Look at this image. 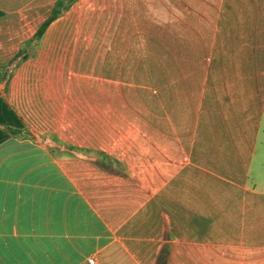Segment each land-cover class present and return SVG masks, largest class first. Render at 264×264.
Listing matches in <instances>:
<instances>
[{
  "label": "crops",
  "instance_id": "1",
  "mask_svg": "<svg viewBox=\"0 0 264 264\" xmlns=\"http://www.w3.org/2000/svg\"><path fill=\"white\" fill-rule=\"evenodd\" d=\"M263 129L264 0H75L0 93V264H264Z\"/></svg>",
  "mask_w": 264,
  "mask_h": 264
},
{
  "label": "trees",
  "instance_id": "2",
  "mask_svg": "<svg viewBox=\"0 0 264 264\" xmlns=\"http://www.w3.org/2000/svg\"><path fill=\"white\" fill-rule=\"evenodd\" d=\"M74 2L75 0H58L51 14L42 23V25L36 31L34 36L22 45L19 52L8 63L4 65L0 64V93L2 90H7L10 79L13 76L14 72L23 62V60H25L30 55L31 49L38 44L40 38L42 37L43 33L50 25V23L54 21L57 17H59L61 14H63V12H65L67 9H69ZM8 128L15 134L24 133V134L33 135V133L29 129L25 130V129L13 128V127H8ZM63 145H65L68 149L73 151L82 150L79 146L73 144L63 143ZM95 161H97L99 164H101L102 166L106 167L109 170L117 169L120 164V161L117 158L111 156L108 153H103L102 160L98 161L95 159ZM166 262H167V254L163 253L159 256L157 264H166Z\"/></svg>",
  "mask_w": 264,
  "mask_h": 264
},
{
  "label": "rangeland",
  "instance_id": "3",
  "mask_svg": "<svg viewBox=\"0 0 264 264\" xmlns=\"http://www.w3.org/2000/svg\"><path fill=\"white\" fill-rule=\"evenodd\" d=\"M263 161H264V129H263V133H262L258 151H257L255 168L260 167Z\"/></svg>",
  "mask_w": 264,
  "mask_h": 264
},
{
  "label": "built area",
  "instance_id": "4",
  "mask_svg": "<svg viewBox=\"0 0 264 264\" xmlns=\"http://www.w3.org/2000/svg\"><path fill=\"white\" fill-rule=\"evenodd\" d=\"M89 262H90L91 264H95V262H96L95 257H94V256L90 257V258H89Z\"/></svg>",
  "mask_w": 264,
  "mask_h": 264
}]
</instances>
